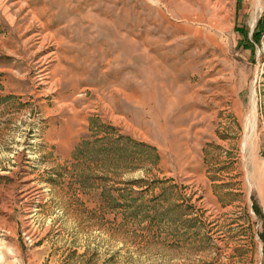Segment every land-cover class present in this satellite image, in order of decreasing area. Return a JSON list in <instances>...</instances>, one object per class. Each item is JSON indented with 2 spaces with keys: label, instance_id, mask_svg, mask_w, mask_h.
<instances>
[{
  "label": "rangeland",
  "instance_id": "obj_1",
  "mask_svg": "<svg viewBox=\"0 0 264 264\" xmlns=\"http://www.w3.org/2000/svg\"><path fill=\"white\" fill-rule=\"evenodd\" d=\"M0 264H264V0H0Z\"/></svg>",
  "mask_w": 264,
  "mask_h": 264
}]
</instances>
